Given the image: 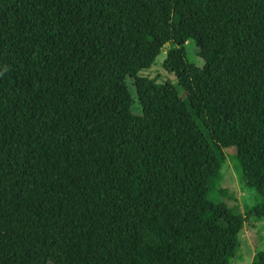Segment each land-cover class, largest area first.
Wrapping results in <instances>:
<instances>
[{"label":"trees","instance_id":"16d2710c","mask_svg":"<svg viewBox=\"0 0 264 264\" xmlns=\"http://www.w3.org/2000/svg\"><path fill=\"white\" fill-rule=\"evenodd\" d=\"M250 217L264 0H0V264H229Z\"/></svg>","mask_w":264,"mask_h":264},{"label":"rangeland","instance_id":"374dc122","mask_svg":"<svg viewBox=\"0 0 264 264\" xmlns=\"http://www.w3.org/2000/svg\"><path fill=\"white\" fill-rule=\"evenodd\" d=\"M166 46L157 55L154 63L139 75L148 77L156 83L175 82L174 75L164 70L162 63L166 56ZM232 149L226 150V159L221 166L222 186L226 189L224 202L235 212L243 213L245 208L256 201V195L252 191L243 190L238 183L232 167ZM239 243L234 257L229 264H249L253 254L257 250L264 249V218L250 217L246 219L239 231Z\"/></svg>","mask_w":264,"mask_h":264}]
</instances>
